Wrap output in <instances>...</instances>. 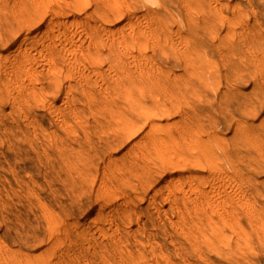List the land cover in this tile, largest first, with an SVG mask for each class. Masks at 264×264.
<instances>
[{
	"label": "rangeland",
	"instance_id": "rangeland-1",
	"mask_svg": "<svg viewBox=\"0 0 264 264\" xmlns=\"http://www.w3.org/2000/svg\"><path fill=\"white\" fill-rule=\"evenodd\" d=\"M0 264H264V0H0Z\"/></svg>",
	"mask_w": 264,
	"mask_h": 264
}]
</instances>
